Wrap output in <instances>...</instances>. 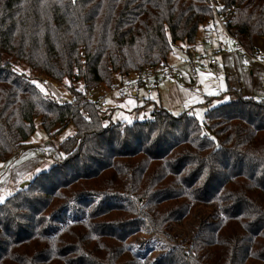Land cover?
Returning a JSON list of instances; mask_svg holds the SVG:
<instances>
[{
    "label": "trees",
    "instance_id": "trees-1",
    "mask_svg": "<svg viewBox=\"0 0 264 264\" xmlns=\"http://www.w3.org/2000/svg\"><path fill=\"white\" fill-rule=\"evenodd\" d=\"M217 11L256 48L264 0H0V163L38 124L49 138L75 127L0 202V264H264V99L229 86L202 122L155 104L129 123L80 92L166 63L216 30ZM40 77L70 80L73 100L41 92ZM202 208L190 238L155 259L135 251L149 222L170 231Z\"/></svg>",
    "mask_w": 264,
    "mask_h": 264
},
{
    "label": "rangeland",
    "instance_id": "rangeland-1",
    "mask_svg": "<svg viewBox=\"0 0 264 264\" xmlns=\"http://www.w3.org/2000/svg\"><path fill=\"white\" fill-rule=\"evenodd\" d=\"M206 26L210 27L211 24ZM214 26L216 30H205L207 27H201L197 42L199 47L205 44V40L212 42L211 46L208 48L209 51L220 44L224 45L226 43L228 35L224 28L219 24L218 21L216 25L214 24ZM179 46L187 45H184L182 42H178L174 49L177 50L176 48ZM255 46L258 47L261 53L264 55V37L257 38L255 40ZM223 56V54L218 56V62ZM171 61H174L173 54L169 55V62L174 64L181 63V61ZM207 62L208 60L204 62L203 67H200L198 76L196 78L197 80L194 82H191L190 80L191 73L189 67L182 66L181 70L186 76L185 79L177 82L173 81L175 83H161L159 86L161 89L159 99L154 93L151 96L150 101H146L147 98L145 97V91L143 89L139 90L140 97L138 98L131 95L119 96L116 93L110 95L107 97V114H110L111 119L116 121H133L137 118L144 119L151 113V111L154 110L156 107L154 102H156L158 105L161 103L162 107L170 110L174 114L190 111L198 118L199 121H204L208 107L216 106L226 100V97H224L225 94L223 93L227 90L228 77V74H226V71L222 65L223 61H221L216 66H209ZM23 66L25 68L21 67V69L30 73V70L28 71L27 69L28 67L25 65ZM40 78L41 79H39V81L37 80V82L41 84L45 91L55 95L56 97L68 99V86L71 84L70 80L65 79L63 82H59L52 79L49 80L47 77ZM209 92L213 93V95H208ZM220 94H223L221 98L219 97ZM129 99L135 102V106L129 105L127 103ZM74 131V125L70 124L54 137L49 138L47 137L42 126L38 124L37 131L31 139L32 144L34 141V145L27 147L25 150L35 152L34 154H36L40 159L39 161L36 160L33 162V166L25 175L24 180H29V176L34 177L36 174V169H42V171H44L53 164V159L51 157L41 154V148L47 146L57 147L64 138L72 135ZM30 157H27V159ZM0 166H2V164H0ZM16 189L17 188L14 187L13 191ZM4 192H6V189L1 188L0 197H3V199L7 197H5L6 194H4ZM208 217L209 211L202 208L201 211H199V215L189 220L184 226H179L171 222L170 225L167 226L170 228V231L165 230L167 229L166 225H163V227L160 228L155 226L156 224L158 225L163 223V218H160L158 223L149 222V225L144 227L143 232L133 237L130 241L131 244H134L133 246L135 251L144 252L149 257H152V259H155L162 253L167 252L170 248L179 244L184 238L188 239L194 235L198 230L201 219H207Z\"/></svg>",
    "mask_w": 264,
    "mask_h": 264
},
{
    "label": "built area",
    "instance_id": "built-area-1",
    "mask_svg": "<svg viewBox=\"0 0 264 264\" xmlns=\"http://www.w3.org/2000/svg\"><path fill=\"white\" fill-rule=\"evenodd\" d=\"M216 19L228 35L224 45L220 44L211 49V51H204L197 44L191 45L186 49V54L181 65L168 62L158 63L135 74L124 77L117 75L114 77L115 82L112 86L101 84L91 88L82 87L81 94L87 102L94 103L100 110H106L108 106L107 97L114 93L119 96L131 95L138 98L140 97L139 90L143 89L145 91V97L151 98L161 83L171 80H183L185 75L181 70L182 65L188 66L190 73L196 75L200 67L204 66L205 61L208 60L207 64L209 66L217 64V58L221 54H235L241 58L244 64L251 62L264 64V55L258 48H249L240 36L228 31L223 13L217 11ZM68 98L73 100V95L69 93ZM84 114L87 115L88 111L85 110Z\"/></svg>",
    "mask_w": 264,
    "mask_h": 264
},
{
    "label": "crops",
    "instance_id": "crops-1",
    "mask_svg": "<svg viewBox=\"0 0 264 264\" xmlns=\"http://www.w3.org/2000/svg\"><path fill=\"white\" fill-rule=\"evenodd\" d=\"M204 42L205 44L201 46L202 50L208 51V48L211 46L212 42L209 40H205ZM176 49L177 50L173 49L172 53H170L174 55V61H171V62L181 61L182 63L185 57V54H186L185 53L186 46H179ZM223 55L224 56L222 57V59L219 60V62H217V64L213 66H216L221 61H223L222 65L226 71V74H228L227 88L231 86L233 88L241 89L243 94L247 97H252L258 100L264 99V64L259 63V62H251L248 64H244L241 61V58L235 54H231V55L223 54ZM167 62L170 63L169 57L167 59ZM181 63L178 65H181ZM171 64H174V63H171ZM197 76H198V73L196 75L191 74L190 76L191 82H194L195 80H197L196 79ZM173 81L177 82V81H182V80H171V81H166L165 83H175ZM160 90H161L160 87H158L157 90L154 92L156 96L158 97V99L160 98ZM224 97L227 98V95H224ZM154 104L158 105L156 102H154ZM161 105L162 104L160 103V105L158 106H161ZM31 145H34V141H33V144L31 142L30 145L22 147L9 160L0 163L2 164V166H0V190L1 188L6 189V192H4V194H6L5 197L14 192L13 191L14 187L18 188L24 182L31 180V179L24 180L25 175L28 173V171L33 166V162L36 160L39 161L40 159L36 154H34L35 152L30 151V150H25L27 149V147ZM48 147L49 146L41 148V149H45ZM27 157H30V158L27 159Z\"/></svg>",
    "mask_w": 264,
    "mask_h": 264
},
{
    "label": "snow or ice",
    "instance_id": "snow-or-ice-1",
    "mask_svg": "<svg viewBox=\"0 0 264 264\" xmlns=\"http://www.w3.org/2000/svg\"><path fill=\"white\" fill-rule=\"evenodd\" d=\"M31 83L36 85L37 87H39L41 92H45V89L41 86V84L39 82L33 80V81H31ZM208 95H213V93L209 92ZM127 103L129 105L135 106V102L131 99H129L127 101ZM128 122L131 123V120H129ZM154 135H155V133H154ZM41 171H42V169H36V175L38 176L41 173ZM32 178H33L32 176H29V179H32ZM201 179H203V177ZM2 200H3V197H0V201H2Z\"/></svg>",
    "mask_w": 264,
    "mask_h": 264
},
{
    "label": "water",
    "instance_id": "water-1",
    "mask_svg": "<svg viewBox=\"0 0 264 264\" xmlns=\"http://www.w3.org/2000/svg\"><path fill=\"white\" fill-rule=\"evenodd\" d=\"M25 183L27 184L28 182H24V183L22 184V186H23Z\"/></svg>",
    "mask_w": 264,
    "mask_h": 264
}]
</instances>
